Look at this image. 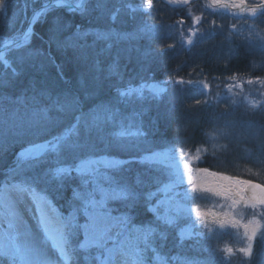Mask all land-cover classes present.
<instances>
[{
	"label": "rangeland",
	"instance_id": "obj_1",
	"mask_svg": "<svg viewBox=\"0 0 264 264\" xmlns=\"http://www.w3.org/2000/svg\"><path fill=\"white\" fill-rule=\"evenodd\" d=\"M30 1L5 0V6L0 7V43L11 38L10 34L23 31L27 23L30 5L32 4L31 8L34 7V3H30ZM74 1L79 2L80 0ZM121 1L125 4L122 6L117 3L113 12L105 11L110 5L104 1L100 3L105 8L101 15L108 16L110 13L109 21L117 23L116 25L120 28L111 27L112 25H109L107 29L93 28L91 31L97 37H113L115 40L127 44L129 40L149 39L156 34L163 33L172 36L178 44L189 48L206 38L204 35H207L208 32L204 25L207 23L211 25L212 21H215V24H212L215 30L217 29V33L224 36L226 44L247 41L251 48L264 52V19L262 18L261 22L258 19L253 20L260 16L261 12L250 15V18H246L245 15L230 20L226 12L221 14L222 8H212L205 0H188L186 4L183 3V0H162L161 2L152 0L151 5L148 4V0ZM250 1L258 2L260 0ZM98 5L99 0H95L91 8L95 9ZM170 5L174 9L173 11L170 10ZM178 5L179 7H177ZM176 13L180 15L177 21L175 20ZM164 16L168 17L164 18ZM183 17L186 18L185 22L180 20ZM189 40L192 41L191 44L188 43ZM108 46L109 44L106 45V47ZM5 52H0L4 59L6 58ZM123 54L126 55V53ZM146 72H148L147 67L143 69V74ZM143 74L137 82H126L127 86L119 88L121 100L126 105L132 106L135 102L143 101L138 103L137 111L132 109L127 115H124V111L120 107H113V119L105 124L100 135L94 131L87 132L83 124L78 126V130L81 141L88 140L96 158L105 157L124 162L121 166L112 169L111 174L136 192L138 199L127 202L111 201L109 206L114 209L113 215L127 213L131 217L130 227L154 229L149 237V247L145 248L143 244H140L139 257L135 255L134 250L126 249V255L117 252L111 259H108L107 253H104L103 250L81 248L80 245L84 243L85 237L82 232H79L68 238V243L75 241V260H80L79 264H101V261H105V264H264V242L260 240L259 236V232L264 231V221H260L262 227L257 230L251 256L240 252V248L246 246L244 225L248 224L247 231L249 233L256 225L250 223L251 217L238 214L239 208L221 207L220 205L225 201L220 197L202 199L200 189L215 187L217 183L228 184L229 182L219 181L215 177L197 171V169L207 168L210 172H219L251 181H261L255 178H264V172L262 175L261 170L252 167L256 166L253 163L252 166L244 164L245 166H240L239 169L232 168L230 171L228 166L227 169L221 166V169H217L214 162V160L218 161L223 158L231 166L233 162L239 164L252 155L259 156L255 158L254 162L259 158H264L262 150L264 148V74L253 77L240 76L235 73L226 78L196 79L181 77L155 79L144 77ZM230 77L232 79H229ZM249 80H252L253 83L249 84ZM180 81H184V83H180ZM188 81H203L208 85V88L201 89L195 84H189ZM229 86H232L231 93L227 91ZM217 93L221 97L227 94L228 103H215ZM149 99L154 105V112L156 111L153 119H150L152 127L161 113L167 114L168 121H175L174 129L171 128L173 131H170L172 135H169L168 138L159 136V138L151 139L147 133L149 128L144 126V117L147 114ZM233 100L237 102L235 105L232 104ZM73 101H67V107L70 110L77 107L76 104L71 106ZM178 108L183 111L180 110L178 116L173 115L174 110ZM81 115L90 120L93 115L103 118L105 113L100 110V107L98 109L93 107L81 112L79 116ZM19 122L21 126L16 127V129H20L19 134L24 132L21 129L31 128L28 133L29 137L26 139L27 142L45 136L42 134L45 133L42 125L38 128L29 127L33 122L29 121L31 123L27 124L21 117H19ZM214 125L227 129L218 141V144L223 147L216 148L215 156L211 155L213 148L206 142L208 137L205 135V133H213ZM122 126L125 132L139 131L143 135H125L119 138L118 144L113 143L112 133L121 131ZM10 130H13V126L0 127V132L3 134ZM25 131L27 130L25 129ZM28 146L29 144L25 148L22 147L15 155V164H17L19 154ZM111 148L129 152L128 154L121 153V155L104 152L106 151L104 149ZM95 149L96 151L99 149L100 152L95 154ZM198 149L205 151L198 152ZM87 151V149L83 150L80 155H85ZM196 156H200V159H196ZM9 157L12 158L11 153H9ZM29 159H31L30 156L25 157V160ZM185 161L189 164L191 172L184 167ZM65 162L73 163L74 160L72 157L66 156ZM3 165L4 162L0 164V166ZM8 165L4 171H9L10 177H13L21 169L13 173L10 170L16 168L17 165L15 167L12 164ZM50 166L41 167L39 174L32 173L31 177H39ZM177 166L185 173L183 182L174 192L165 193L163 192L164 184L175 178ZM189 175L191 180H189ZM73 176L75 178L67 179L64 183H73L75 186L73 190L83 191L80 187L79 177H76V174ZM19 177L20 179L12 178L11 181L2 182L0 190H3L6 184L9 186L21 184V187L27 188L28 185L22 183L26 177ZM97 179L99 182H103L102 176ZM54 182L56 181L45 183L44 180H41V187L47 188L48 193L53 194L50 186ZM59 188L61 191L63 190V187ZM59 188L57 187V189ZM158 188L161 189V192L156 194ZM149 192L154 193L150 198L151 211L145 197V194ZM72 193L74 195V191ZM185 193L187 194L185 195ZM23 197V203H17V193L10 192L9 203L0 205V264H34L36 257L24 253V249L29 243L45 253L49 264H69L68 245L64 246L61 253L60 249L55 246L56 242L52 239V236H55L57 241L60 240V233L57 231L59 225L53 220L49 225V232L52 233L50 236L49 232H45L39 225L38 213H32L34 204L31 196L28 197L27 193H24ZM49 198L64 216L69 213L70 203L78 204V201L73 200V196L69 199L62 198L64 201L61 202V206L65 207L63 210L50 196ZM216 201L219 203H215ZM125 203L132 206L123 210L121 207ZM142 203L147 205V213L151 216L149 220L137 224L130 211H134L131 209ZM177 203L180 207L178 219L175 215ZM213 213L217 215H213ZM220 219L225 221V227H221L218 222ZM259 219L257 217V220ZM84 221L85 218L81 216L79 222L82 224ZM234 222H237L235 226ZM119 230L118 228L113 229V240L108 241V248H112L114 243H120L125 239L123 236H115ZM196 233L201 235H196ZM130 238L134 239L135 234H132ZM166 238H170V246L166 244ZM173 248H177V250L171 253ZM229 248L232 249L231 252L227 251ZM17 249L21 250L20 254H16Z\"/></svg>",
	"mask_w": 264,
	"mask_h": 264
},
{
	"label": "trees",
	"instance_id": "obj_2",
	"mask_svg": "<svg viewBox=\"0 0 264 264\" xmlns=\"http://www.w3.org/2000/svg\"><path fill=\"white\" fill-rule=\"evenodd\" d=\"M41 1L43 0H31L30 3L33 2V6H36ZM94 1L91 0L88 3L84 13L50 7L35 20L33 35L29 42L6 52L10 63L5 64L3 60L0 61V127L13 126V130L8 133L0 132V160L4 162V165L0 166V185L4 180L20 179L19 176L26 177V179L32 178V173L39 174L40 168L52 165L51 161L54 159L52 156L48 163L36 168L22 167L13 177L8 175L9 171H4L9 166L8 164L14 167L17 165L14 163L15 155L31 142V140L26 141L31 128L21 129L24 132L20 134V129H16L21 126L19 117L27 124L32 121L33 123L29 125L32 128H38L43 124L40 115V110L43 108L50 109L48 113L50 117H59L58 124L49 126L47 132L42 133L45 136L40 139H43L61 133L67 125L75 123L76 116L93 107L111 111L113 107H120L124 111L123 114L127 115L132 109L137 111L138 103L143 101L135 102L132 106L126 105L122 102L118 90L120 87L127 86L128 82H137L146 67L148 72L143 74L144 77L155 79L226 78L235 73L240 76L256 77L264 74L263 51L251 48L247 41L226 44L224 36L217 32L209 33L206 38L189 48L178 44L172 36L163 33L156 34L149 39H136L127 44L113 37H97L92 32L93 28L107 29L109 25L120 28L116 25L117 23L109 21L110 13L108 16L101 15L105 8L100 3L104 1L110 5L106 6L105 10L109 12L115 10L117 3L122 6L125 3L121 0H99L97 8L92 9L91 5ZM31 5L29 11L32 9ZM259 15L253 20L258 19L261 22L264 15ZM87 29L88 32H86ZM107 44H109L108 47H106ZM13 70H15V75ZM151 99L148 100L147 114L144 117V126L149 128L147 133L151 139L159 138V136L168 138L172 135L170 131H173L171 128L174 129L175 121H168L167 114L161 113L152 127L150 119H153L156 111L154 112L155 108ZM56 101L65 104L64 112L55 110L53 105ZM67 101H73L71 106L76 104L77 107L74 110L68 109ZM180 110V108L175 109L173 115L178 116L183 111ZM38 121L40 122L37 123ZM154 127L155 130H153ZM98 150L95 149V154L100 152ZM104 150L106 153L119 155L129 152H123L124 150L117 148ZM262 150L264 152V148ZM9 153L12 158L9 157ZM258 157L252 155L239 164L233 162L232 167L223 158L218 161L214 160V162L217 169L228 166L230 171L232 168L239 169L240 166L247 164L252 166L253 163L256 166L252 167L261 170L263 175L264 158H259L254 162ZM255 179L264 182V178ZM54 183L57 185L56 182ZM54 183L50 186L53 194L49 193V196L61 206V202L64 201L62 198L69 199L73 196L75 186L73 183L65 182L61 191ZM39 187L42 188L41 180ZM61 208L64 210L65 207L61 206ZM129 208L125 205L121 207L123 210ZM131 210H134L130 212L137 224L150 219L151 215L147 213L146 204L142 203ZM169 242L170 238H166L168 246H170ZM74 243L75 241L67 243L70 255L69 264L81 262L75 260L76 245ZM175 250L177 248H173L170 252L173 253Z\"/></svg>",
	"mask_w": 264,
	"mask_h": 264
},
{
	"label": "snow or ice",
	"instance_id": "obj_3",
	"mask_svg": "<svg viewBox=\"0 0 264 264\" xmlns=\"http://www.w3.org/2000/svg\"><path fill=\"white\" fill-rule=\"evenodd\" d=\"M60 0H56L59 3ZM188 0H183V3H187ZM152 0H148V4L151 5ZM214 4L223 5L221 9V14L227 12L229 9H243L244 11L251 12L255 15L258 10H260L261 15H264V3L249 6L246 0H213ZM5 6V0H0V7ZM49 7H55V3L51 0L48 4L43 6V10H47ZM69 8L74 11H79L84 13L86 11L85 0L77 5H68ZM239 13H234L233 18H237ZM215 24V21L212 22ZM28 36L24 35L23 40H27ZM16 47H19V43L13 42ZM189 44L192 43L191 40L188 41ZM0 60H3L5 64L8 63L4 60L3 54L0 53ZM15 75V70H13ZM229 79H232L231 77ZM184 83V81H180ZM189 84H195L201 89L208 88V85L203 81H188ZM249 84L253 81L249 80ZM119 91V90H118ZM228 93L232 92V86L228 87ZM124 95V93H121ZM228 103L227 94L221 97L217 93L215 103ZM199 103V101H197ZM208 103V101H205ZM237 102L232 101L235 105ZM53 107L58 112L65 111V104L59 101L54 102ZM50 109L43 108L40 110L41 121L43 122L42 127L45 132L49 126H54L59 123V117H50L48 115ZM105 115L103 118L97 115H93L91 119L85 118L83 115L76 116L75 123H70L67 125L61 133L52 135L50 139H45L42 143H31L26 149L22 150L19 154L17 160V167L11 169V172H16L22 167L36 168L41 164L49 162V158L54 156V160L51 161L53 166L48 167L43 171L39 177L28 178L23 181V184H27L28 187H21V184H12L9 186L6 184L3 190H0V205H5L9 203V193H17V203H23V194L29 193L32 198V203L34 204V211L38 213V223L45 232H49V225L53 220L59 225L57 231L60 233V240L57 241L55 236L49 232L52 239L56 242V247L63 252L64 246L68 243V238L77 235L82 232L85 240L84 243L80 245L81 248H96L103 250L107 253L108 259H111L113 255L117 252L121 254H127L126 249L134 250L137 257L140 256V244H143L145 248L149 247L148 241L149 237L152 235L154 229H141L130 227L131 217L127 213H122L120 215H113L114 209L109 206L111 201H135L138 199V194L126 184L122 183L117 177L111 174V170L121 166L124 162L113 160L111 158L99 157L96 158L91 151V145L88 140L85 139L81 141L78 126L83 124L87 132H96L100 135L103 131L105 124L113 119V112L110 109H103ZM38 121L37 123H39ZM231 123V122H229ZM227 129L225 127H220L214 125L213 133H205L208 137L207 143L213 148L211 155H216V148L223 147L218 144L219 139L222 135L226 133ZM142 136L143 133L137 132H125L122 130L119 132L112 133L113 143H119V138L122 136ZM87 149L85 155H80V153ZM198 152L205 151L204 149H198ZM26 156H30L31 159L25 160ZM70 156L73 158V163H66L65 157ZM196 159H200V156H196ZM184 167L191 172L189 164L185 161ZM197 171L206 173L211 177L217 178L219 181H227L228 184L217 183L215 187H204L200 189V197L202 199H211L212 197H220L225 203L220 205L223 208L236 209L239 208V213L242 216L251 217L250 223L255 224L251 232L247 231L248 224L244 225L245 233L244 239L246 246L240 248V252L251 256L252 254V244L256 239L257 230L262 227L260 221H264V184L254 183L251 180H242L238 177L224 175L219 172H210L207 168L197 169ZM79 177L80 187L83 191L74 190L73 200L78 201L77 203H70L69 213L64 216L60 210L54 206L49 198V193L47 188H40L39 181L44 180L45 183H50L51 181H56L57 187H62L64 181L67 179ZM185 173L179 169L177 166V173L174 179L170 180L168 183L164 184L163 192L171 193L183 182ZM103 177V182L98 181V177ZM189 180L191 176L189 175ZM106 185V186H105ZM91 186V187H90ZM195 191V187L193 189ZM161 189H157L159 194ZM187 193H185L186 195ZM154 193L149 192L145 194L146 201L149 205V210L151 211V200L150 198ZM179 195V193H177ZM215 203H219L216 201ZM131 204L125 203V207H131ZM180 207L177 203L175 209V215L177 219L179 218ZM207 215V214H205ZM213 215H217L213 213ZM226 215V214H225ZM83 216L85 218L84 223L79 222V218ZM257 217L260 219L257 220ZM159 219V217H158ZM171 223V221H168ZM221 227H225V221L220 219L218 221ZM234 222V226H235ZM206 226V225H205ZM120 229L115 233V236H123L125 239L120 243H114L112 248L107 247L109 240H113V229ZM132 234H135V238H130ZM196 235H201L196 233ZM260 240L264 242V231L259 232ZM231 252L232 249L227 250ZM21 250L17 249L16 254H20ZM24 253L27 255L35 256L36 259L34 264H49V261L45 253L35 247L32 243H29L24 249ZM99 259V257H97ZM101 264H105V261H101Z\"/></svg>",
	"mask_w": 264,
	"mask_h": 264
},
{
	"label": "water",
	"instance_id": "obj_4",
	"mask_svg": "<svg viewBox=\"0 0 264 264\" xmlns=\"http://www.w3.org/2000/svg\"><path fill=\"white\" fill-rule=\"evenodd\" d=\"M61 2L59 3H56V0H51L52 3H55V6H66L68 7L69 4H72V5H77L79 3H74L72 0H60ZM88 0H85V3H87ZM50 2V0H47L43 3H41L40 5H38L37 7H35L29 17H28V20H27V24H26V27L25 29L23 30V32L17 36V37H14L12 39H10L9 41H5L3 43L0 44V52L5 50V49H8V48H13V47H16L15 44L13 42H16V43H19V45H22L26 40H23V36L24 35H27L28 38L29 36L31 35L32 33V23H33V20L35 18V16L40 13L42 10H43V6L48 4ZM247 3V2H246ZM261 3H264V0L261 1L260 3H256V4H249L247 3V5L249 6H255V5H258V4H261ZM258 12H260V10H258ZM252 182L254 183H260V184H263L262 182L260 181H257V180H252Z\"/></svg>",
	"mask_w": 264,
	"mask_h": 264
},
{
	"label": "bare ground",
	"instance_id": "obj_5",
	"mask_svg": "<svg viewBox=\"0 0 264 264\" xmlns=\"http://www.w3.org/2000/svg\"><path fill=\"white\" fill-rule=\"evenodd\" d=\"M205 2L207 3V4H209L210 5V7H212L211 6V4L210 3H212L213 5H216V4H214L213 3V0H205ZM208 5V6H209ZM221 6H223V5H221ZM237 11H239V12H245L243 9H236ZM164 18H166V16H164ZM133 41H135L134 39L133 40H129V42L131 43V42H133ZM8 63H10V61L8 62ZM2 163V161L0 160V164ZM27 193V192H26ZM25 193V194H26ZM27 195H28V197H30L31 195L29 194V193H27ZM27 197V196H26ZM31 199L29 198V201H30ZM32 213H34L35 214V211H32Z\"/></svg>",
	"mask_w": 264,
	"mask_h": 264
},
{
	"label": "flooded vegetation",
	"instance_id": "obj_6",
	"mask_svg": "<svg viewBox=\"0 0 264 264\" xmlns=\"http://www.w3.org/2000/svg\"><path fill=\"white\" fill-rule=\"evenodd\" d=\"M210 4H211L212 7H221V5H217V4H216V5H213L212 3H210ZM172 5H174V4H172ZM172 5H171V6H172ZM212 22H213V21H212Z\"/></svg>",
	"mask_w": 264,
	"mask_h": 264
}]
</instances>
